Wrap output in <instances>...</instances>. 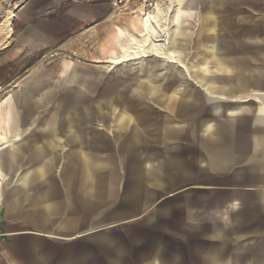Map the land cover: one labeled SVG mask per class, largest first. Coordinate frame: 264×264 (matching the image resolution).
Instances as JSON below:
<instances>
[{
  "label": "rangeland",
  "instance_id": "obj_1",
  "mask_svg": "<svg viewBox=\"0 0 264 264\" xmlns=\"http://www.w3.org/2000/svg\"><path fill=\"white\" fill-rule=\"evenodd\" d=\"M113 3V0H13V4L1 8L0 152L13 141L8 134L5 112L12 95L18 92L22 84L31 78L44 77L48 83L58 86L76 69L81 73V79L95 84V89L86 98L87 103H92L89 110L93 115V121L87 127L90 129L87 134L89 152H99L103 159L116 164L112 177L115 179L118 175L117 179L123 180L122 188L113 187L107 191L112 197L113 210L122 207L132 212L137 208L134 198H130L128 203L125 199L122 204L117 202L122 191L136 185H141L145 199L155 204L154 211L147 210L142 216L127 222L98 221L97 230L113 229L119 234L127 232L135 235L129 237L134 241L128 242L138 245L145 255L153 244L159 242L160 255L171 264L174 251L182 247L180 260L173 264H201L206 251L211 253L214 250L216 239L211 236L210 225L226 223L225 220L230 217L227 208L220 207L222 192L239 191L246 202L243 208L246 219L228 228L230 239L246 238L255 229V222L248 220L247 189L228 187L230 185L223 181L219 184V179H222L208 172L206 151L194 132L201 114L197 112L198 108L191 96L195 99L200 97L207 104L222 100L209 94L178 65L172 72V64L167 60H164L166 65L156 69H152V62L156 59L151 57L121 65L109 63L114 54L121 53L119 57L123 56L122 49L133 38L142 42L143 14L153 13L157 6L168 12V5L172 6V0H123L118 6ZM240 4L242 6L231 3L220 5L217 0H205L196 7L192 17L185 20L180 28L183 37L189 41L191 53L197 41L206 35L207 26L219 19H223L224 23L218 22L214 27L215 32L220 29L219 24L226 26L229 33L242 29L256 35V29L264 30V10L259 12L260 8ZM162 16L165 15L161 12L158 15L160 21H163ZM163 26L168 27L172 36L179 31L173 24L169 27L168 21ZM165 37L157 34L156 39L163 44ZM234 62L233 58L229 61L231 66ZM167 64L171 67L167 68ZM242 64H248L247 60L242 59ZM178 71L181 77L176 73ZM141 84L146 88L140 89ZM155 86H159V89L168 88L167 97L152 94L151 88ZM44 89L37 95L41 96ZM109 89L116 91L115 96H123L125 107L117 105L112 108L106 103L103 95ZM6 99L8 103L5 105ZM63 101L64 93L60 90L54 92L48 110H58ZM35 111L40 113L39 109ZM122 114H126L128 119L120 121ZM101 117L106 118L104 123L100 121ZM130 117L135 122H129ZM136 129L140 141L132 138L133 130ZM39 136L38 146L41 147L47 135L43 132ZM126 144H130V147H125ZM146 147L153 150L150 152V161H154L155 166L158 161L172 158L174 154L188 172L172 168L171 161L159 179L142 181L143 173L135 170L133 159L143 155L141 149ZM149 163L144 177L153 172ZM173 184L176 185L175 190H172ZM176 193L184 194L186 201L178 200L172 204L170 200ZM162 204L166 206L164 211L157 209ZM236 228L245 231L241 236L236 235ZM134 248L136 256L143 255L138 248ZM256 254L264 259V253H255L246 245L233 249L228 261L242 260Z\"/></svg>",
  "mask_w": 264,
  "mask_h": 264
},
{
  "label": "crops",
  "instance_id": "obj_2",
  "mask_svg": "<svg viewBox=\"0 0 264 264\" xmlns=\"http://www.w3.org/2000/svg\"><path fill=\"white\" fill-rule=\"evenodd\" d=\"M203 1L205 0H172V6L168 5L166 10L170 12L169 27L173 24L179 31L172 36L169 30V35L163 39V45L168 53L166 57L146 54L121 63L112 62L115 57L122 55L120 53V55L114 54L109 63L121 65L151 57L167 60L184 68V63L191 57L193 58L189 64L191 77L199 86L208 91L226 85L232 91L239 93L229 102L240 106L229 108V116L241 114L246 109L242 106L248 105V121L235 125L233 131H229L228 134L235 143L234 152H248L247 157L235 153L233 169L226 176H221L218 168L221 157L210 154L211 152L201 143L200 145L206 151L205 162L208 172L219 175L222 179H219V184L223 181L230 185L228 187L247 189L248 220L255 222L254 232L251 231L253 233L248 237H264V225H262L264 222V30L256 29L254 31L256 35L242 29L229 33L226 26L219 24L221 27L215 32L214 27L218 22L224 23L223 19H219L207 26L206 35L197 41L194 52L191 53L189 41L183 37L180 28L185 20L192 17L194 9ZM217 1L220 5L231 3L242 6L240 3L243 5L245 3L250 8H260L259 12L264 10V0ZM11 3L13 4V0H0V12L2 7ZM231 58L235 60L233 66L227 65L228 59ZM242 59L247 60L248 64L243 65ZM70 76L72 80H83L81 73L76 69L71 71ZM142 88L146 87L141 84L140 89ZM159 88V86L152 87V94L157 97H167L168 88ZM115 92L109 89L104 93L103 98L106 103L112 108H116L117 105L125 107L123 96L117 97ZM191 97L194 100L193 104L198 108L197 112L201 114L198 123L209 118L211 126L213 120H222L217 105L228 102L226 99L216 96L222 101L207 104L200 97V101ZM7 100L4 101L5 105L8 103ZM169 101L172 103L171 97ZM237 108L241 110L240 113L235 111ZM8 110L5 112L7 125ZM105 119L101 117L100 121L104 123ZM121 119L126 120L128 116L122 114L120 121ZM129 122L135 121L130 117ZM196 130H194L195 134H197ZM132 138L134 141L141 140L137 129L133 130ZM11 146L15 149V145ZM97 153L99 154V152H9V163L12 168L6 172L4 155L0 152V231L3 234L0 240V264H148L147 259L152 258L151 250L145 255L144 251L139 250L138 245L123 243L124 240L134 241L129 237L133 238L135 235H129L127 232L119 234L113 229L97 230L98 221L127 222L142 216L147 210L154 211L155 206L151 200L145 199L141 185H136L135 188L131 186L122 191L120 201L117 202L121 203L125 199L128 203L130 198H134L138 204L137 208L132 212L128 209L123 210L122 207L113 210L112 197L107 191L113 187L122 188L123 180H118V175L115 179L112 177L116 164L103 159L101 153L99 155ZM174 156L176 155L172 154V157ZM147 164L140 171L143 173L142 181L146 180L144 173ZM172 168L188 172L187 167L177 158L172 162ZM120 171L123 172V169L121 168ZM235 192L242 194L239 191ZM145 202H148V206L144 205ZM245 205L243 198L234 199L227 207L230 217L225 221L233 217L234 225L245 220L246 217H237L243 212ZM257 222L261 223L257 225ZM241 234L236 235L241 236ZM134 247L143 255L136 256ZM253 251L264 253V242ZM152 262L158 264L156 260Z\"/></svg>",
  "mask_w": 264,
  "mask_h": 264
},
{
  "label": "water",
  "instance_id": "obj_3",
  "mask_svg": "<svg viewBox=\"0 0 264 264\" xmlns=\"http://www.w3.org/2000/svg\"><path fill=\"white\" fill-rule=\"evenodd\" d=\"M193 58H188L184 63V68L187 75L191 77V65ZM198 61V58H197ZM230 59H228V64ZM172 64V72L176 63ZM166 65L164 60L156 59L152 62V69L161 68ZM171 65L167 64V68ZM151 69V70H152ZM181 77V73L178 71ZM228 81V80H227ZM229 83V81H228ZM227 83V84H228ZM45 88L42 95H37L42 88ZM95 89V84L89 80L76 81L72 80L70 74H68L58 86L48 83L44 77L31 78L22 84L18 92L12 95L11 103L9 105V120H8V134L13 139L10 145L1 150L4 155L5 170L8 172L12 165L9 163V152H78L80 150L89 152L87 143V134L90 129L87 127L93 121L92 112L89 110L91 102L87 103L86 98L88 93H91ZM62 91L64 93V101L60 108L55 111L48 110V106L54 92ZM207 91V90H206ZM209 94L220 96L226 99L228 102L218 104L219 114L222 120H213V124L210 126V119L205 118L199 124L197 128V134L200 139L201 145L211 152L220 156L221 159L218 162L219 174L226 176L233 169L235 162L233 155L235 153L241 154L247 157L248 152H234L235 143L232 141V137L228 134L229 131H233L235 125L247 123L248 105L245 110L237 116H229V108L239 107L240 105L232 104L231 101L234 96H238V92H234L231 88L223 87L213 88L207 91ZM196 101H200V98H196ZM215 106V105H213ZM212 106V108H213ZM36 109L39 112L35 113ZM240 113L239 108L235 110ZM31 129H34L30 132ZM45 132L47 140L45 144L39 147L40 133ZM15 145V149L11 145ZM130 145V144H129ZM125 145V147H130ZM238 146V145H237ZM143 155H137L133 159L134 168L140 172L147 162L151 164V171H153L144 179L159 178L163 172H165L170 162L176 160V156L158 161V165L155 166L154 161H150L151 148H142ZM136 187V186H132ZM176 185H172V190H175ZM220 200V207L227 208L231 202L236 198H243L242 194L235 191L222 192ZM178 200H185V195L182 193H176L172 196V204H175ZM186 201V200H185ZM149 202V201H148ZM148 202H145V206H148ZM169 206V204H168ZM165 205L162 204L158 207V210H165ZM238 218H245V212L238 214ZM233 218V217H232ZM230 219L226 223L217 222L210 225L211 236L216 240L214 242V250L211 253H205L202 256L201 264H264V259L261 255H249L248 258L236 259L233 262L228 261L229 254L233 249L249 245L251 249L258 248L259 244L264 242V237H246L241 239H230L229 227L233 225V219ZM245 230L236 228V234H240ZM125 244H129L127 240H124ZM152 253L147 259L148 264H153V260H156L158 264H171L170 261H166L160 254V243L157 242L151 246ZM182 247L174 251L172 257V264L180 260L182 253ZM254 252V251H253ZM259 253V252H255ZM260 254V253H259Z\"/></svg>",
  "mask_w": 264,
  "mask_h": 264
},
{
  "label": "bare ground",
  "instance_id": "obj_4",
  "mask_svg": "<svg viewBox=\"0 0 264 264\" xmlns=\"http://www.w3.org/2000/svg\"><path fill=\"white\" fill-rule=\"evenodd\" d=\"M161 12L165 15L162 16L163 21H160L158 17ZM167 14L169 16H167ZM169 18L170 12H166L165 9H163L161 6H157L156 10L153 13L149 12L143 14V18L141 19V24L144 22V33L142 34V42H138L136 39L133 38L129 45L122 49L123 56L115 57L112 62L121 63L123 61L133 60L135 58L144 56L147 53L156 56L166 57L168 55L166 47L165 45L160 44V42L156 39V36L157 34H160L164 37L169 35L168 27H161L162 25H166L167 21L169 22Z\"/></svg>",
  "mask_w": 264,
  "mask_h": 264
},
{
  "label": "built area",
  "instance_id": "obj_5",
  "mask_svg": "<svg viewBox=\"0 0 264 264\" xmlns=\"http://www.w3.org/2000/svg\"><path fill=\"white\" fill-rule=\"evenodd\" d=\"M114 1V5L115 6H118V4H122L123 3V0H113ZM3 238V234L2 232L0 231V240Z\"/></svg>",
  "mask_w": 264,
  "mask_h": 264
}]
</instances>
